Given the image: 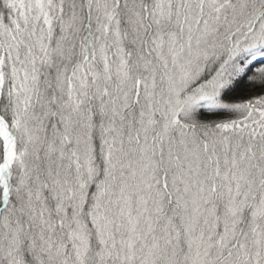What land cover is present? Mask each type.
Wrapping results in <instances>:
<instances>
[{
  "label": "snow or ice",
  "instance_id": "snow-or-ice-1",
  "mask_svg": "<svg viewBox=\"0 0 264 264\" xmlns=\"http://www.w3.org/2000/svg\"><path fill=\"white\" fill-rule=\"evenodd\" d=\"M0 264H264V0H0Z\"/></svg>",
  "mask_w": 264,
  "mask_h": 264
}]
</instances>
